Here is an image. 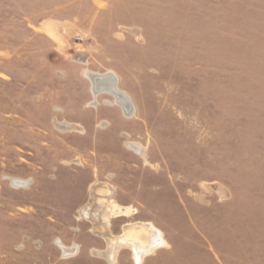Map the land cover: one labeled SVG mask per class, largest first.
<instances>
[{"label": "rangeland", "instance_id": "rangeland-1", "mask_svg": "<svg viewBox=\"0 0 264 264\" xmlns=\"http://www.w3.org/2000/svg\"><path fill=\"white\" fill-rule=\"evenodd\" d=\"M0 264H264V0H0Z\"/></svg>", "mask_w": 264, "mask_h": 264}, {"label": "bare ground", "instance_id": "bare-ground-1", "mask_svg": "<svg viewBox=\"0 0 264 264\" xmlns=\"http://www.w3.org/2000/svg\"><path fill=\"white\" fill-rule=\"evenodd\" d=\"M84 76L87 78V80L90 83V91L93 96V99H96L97 94H107L110 96H113V99L115 101V104L119 106L124 112H127V109L129 107L125 105V100L122 95H119L120 92L117 88L116 81L110 77L109 74L99 75L94 74L91 72H85ZM121 93V92H120ZM17 185H25L23 183H19L15 181ZM101 189H97L96 187L92 188V195L98 196V194L101 193ZM126 235V243L131 244L132 242H138V241H145V243L150 241L152 231L149 228L142 229L141 232H138L135 228L131 229L127 232ZM128 236V238H127ZM113 261V258L111 262Z\"/></svg>", "mask_w": 264, "mask_h": 264}]
</instances>
